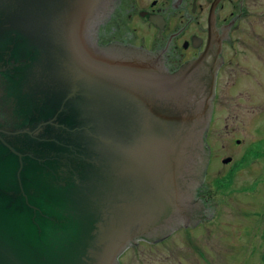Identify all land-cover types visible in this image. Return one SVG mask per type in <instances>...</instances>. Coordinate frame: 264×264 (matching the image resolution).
I'll use <instances>...</instances> for the list:
<instances>
[{"label": "water", "instance_id": "obj_1", "mask_svg": "<svg viewBox=\"0 0 264 264\" xmlns=\"http://www.w3.org/2000/svg\"><path fill=\"white\" fill-rule=\"evenodd\" d=\"M113 2L0 0V264H118L203 218L219 48L99 44Z\"/></svg>", "mask_w": 264, "mask_h": 264}, {"label": "rangeland", "instance_id": "obj_2", "mask_svg": "<svg viewBox=\"0 0 264 264\" xmlns=\"http://www.w3.org/2000/svg\"><path fill=\"white\" fill-rule=\"evenodd\" d=\"M251 63L250 75L228 68L218 84L206 134L212 157L198 191L214 215L165 244L143 245L136 264H264V61L258 71Z\"/></svg>", "mask_w": 264, "mask_h": 264}, {"label": "flooded vegetation", "instance_id": "obj_3", "mask_svg": "<svg viewBox=\"0 0 264 264\" xmlns=\"http://www.w3.org/2000/svg\"><path fill=\"white\" fill-rule=\"evenodd\" d=\"M95 38L102 45L121 43L151 51L170 72L199 57L211 42L219 48L220 60L214 112L222 72L237 67L245 77L251 74L246 66L250 61L257 71L264 61V0H114L107 16L96 25ZM212 215L214 211L205 208L203 218L193 224L131 243L118 256V264H126L124 258L131 250L134 261L129 264H136L143 245L165 244L176 232L204 223Z\"/></svg>", "mask_w": 264, "mask_h": 264}]
</instances>
